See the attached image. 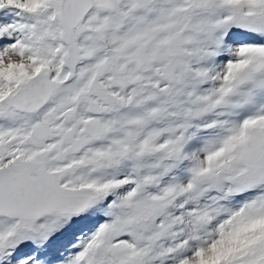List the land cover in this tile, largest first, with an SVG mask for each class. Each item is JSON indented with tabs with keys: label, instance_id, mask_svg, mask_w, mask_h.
<instances>
[{
	"label": "snow or ice",
	"instance_id": "6c2138e0",
	"mask_svg": "<svg viewBox=\"0 0 264 264\" xmlns=\"http://www.w3.org/2000/svg\"><path fill=\"white\" fill-rule=\"evenodd\" d=\"M0 264H264V0H0Z\"/></svg>",
	"mask_w": 264,
	"mask_h": 264
}]
</instances>
